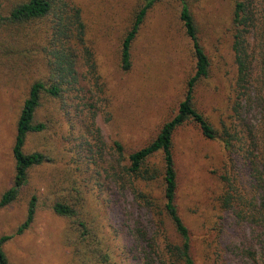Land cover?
I'll use <instances>...</instances> for the list:
<instances>
[{
    "label": "rangeland",
    "instance_id": "obj_1",
    "mask_svg": "<svg viewBox=\"0 0 264 264\" xmlns=\"http://www.w3.org/2000/svg\"><path fill=\"white\" fill-rule=\"evenodd\" d=\"M68 1L83 9L86 44L94 53L96 66L89 67L84 59L79 62L83 90L64 92L61 98L44 95L36 117L46 127L30 133L24 149L41 151L48 159L29 169L28 180L14 202L0 206V237L12 236L3 248L13 264H135L127 223H146L150 215L135 200L129 184L128 189L120 190V201H116L104 169L116 165V141L123 145L127 161L129 154L154 138L162 123L176 112L186 77L193 71V44L180 19L181 1L157 3L133 43L132 69L125 72L120 67V47L139 1ZM190 1L212 62L210 76L197 87L198 107L218 127L222 122L236 124L232 109L236 72L233 0ZM10 4V0H0L3 15ZM35 29L29 26L9 35L6 32L7 38L0 40V199L15 177L13 148L24 100L30 85L50 73L44 48L41 53L36 49L38 43L47 44L45 24L41 22ZM30 46H35L32 57L22 49ZM90 103L96 111L93 123L105 142L100 159L98 154L92 157L84 142L85 127L91 123ZM174 157L177 203L190 228L192 255L197 264H220V217L226 214L217 201L224 187L222 175L229 174L235 187H250V179L238 156H230L218 140L204 137L192 122L175 131ZM155 160L161 162V156ZM137 187L146 186L140 183ZM33 196L35 218L29 228L18 233ZM65 197L79 209L82 220L101 226L105 238L99 250L90 251L75 243L79 232L72 230L69 217L56 213L53 207ZM166 229L173 239L178 238L171 224ZM105 253H110V258L104 260L101 255Z\"/></svg>",
    "mask_w": 264,
    "mask_h": 264
},
{
    "label": "trees",
    "instance_id": "obj_2",
    "mask_svg": "<svg viewBox=\"0 0 264 264\" xmlns=\"http://www.w3.org/2000/svg\"><path fill=\"white\" fill-rule=\"evenodd\" d=\"M138 1L120 47V67L125 72L132 69L133 43L149 11L157 3L168 0ZM180 1V19L193 44L194 56L193 71L185 80L184 96L176 112L162 123L157 135L130 153L127 161L123 145L115 142L118 159L116 165H110V170L104 169L105 179L110 184L107 186L113 190L112 195L118 202L120 190L128 189L127 184L132 186L135 200L150 215L146 223L140 220L134 224L127 223L128 234L133 241L129 251L134 256L135 264H197L192 255L190 228L181 216L177 203L178 181L174 157L175 131L192 122L204 137L218 140L230 156H238V162L242 163L243 171L250 179V187H235L229 174L222 175L224 187L217 201L226 214L220 217L219 234L223 241L220 243V264H264V0H233L232 51L236 72L232 85V109L236 124L222 122L221 127L216 126L198 107L197 87L210 76L212 62L201 41L200 26L191 1ZM10 3L6 15L0 12V40L7 38L6 32L21 31L29 26L35 29L42 22L49 37L46 45L38 43L36 49L41 53L44 48L50 73L46 79L39 78L30 85L24 100L13 148L15 177L13 185L0 199L1 207L17 199L20 189L28 180L29 169L48 159L41 151L26 152L24 149L28 135L46 127L36 117L44 95L61 98L64 92L73 94L83 90L79 62L84 59L89 67L96 66L94 53L86 44V24L80 5L68 0H10ZM35 30L42 35L41 29ZM11 37L14 35L11 34ZM22 49L27 50L25 53H30V57L35 53V46ZM88 109L91 111V123L85 127L84 142L92 157L98 154L100 159L105 152V142L100 129L93 123L96 117L94 104L90 103ZM158 155L161 162L155 160ZM124 158L126 162H123ZM100 172L97 171L98 174ZM140 183L146 187H137ZM115 187L118 189L115 190ZM53 207L56 213L71 219L72 230L79 232L76 244H82L90 251L99 250L98 246L105 238L101 226L82 220L79 209L68 203L66 197L55 202ZM36 208V197L33 196L27 218L18 228V233L24 232L32 224ZM168 223L174 227L177 239L168 233ZM11 237H0V264H13L3 248ZM90 243H94L93 247H89ZM101 256L106 260L111 254Z\"/></svg>",
    "mask_w": 264,
    "mask_h": 264
}]
</instances>
